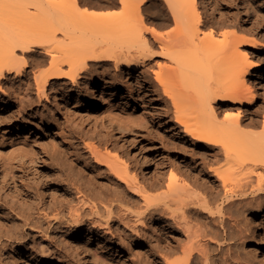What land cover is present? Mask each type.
<instances>
[{"label": "bare ground", "instance_id": "6f19581e", "mask_svg": "<svg viewBox=\"0 0 264 264\" xmlns=\"http://www.w3.org/2000/svg\"><path fill=\"white\" fill-rule=\"evenodd\" d=\"M203 1L208 11L200 10L198 0H0V91L7 75L24 77L31 68L37 96L47 98V89L56 83H78L82 74L90 69V63H112L115 68L123 67L129 73L145 67L148 62H153L150 49L157 46L159 51L155 57L163 58L164 63L156 62L154 78L171 102L175 126H180L195 145L209 150L204 155L206 159L209 156V160L215 162L221 158L227 165L226 169L209 168V180L219 183L218 190L206 186L201 196L192 198L173 174L165 184V191L153 203L146 195L147 185L129 169L126 160L120 158L115 162L103 158L100 160L107 162L108 172L117 181L108 177L109 185L114 187L97 191L66 177L60 180L62 186L70 187L69 191L77 200L74 206L68 207L67 217L64 219L57 213L65 203L56 202L55 198H51L55 201L51 204L39 200L34 208L32 202L31 205L26 202L9 208L24 225L36 227L43 219L46 229L52 222L77 228L72 243L75 253L89 264H100L80 236L85 222L84 212L87 210L98 218L104 211L106 220L100 223L104 226H108L113 217L120 220L123 215H129L131 212L123 207L128 196L124 194V197L123 189L118 190L124 185L131 192L129 197L132 196L133 200L139 198L145 210L150 208L148 214L167 216L169 223L177 227L178 233L171 234L166 227H158L164 235H170L166 237L164 253L161 246L154 249L155 255L164 260L163 264H211L209 245L218 237L211 221L216 217H219L222 228L228 229L227 236L232 238V228L237 226L232 206L248 199L259 200V195L264 194V179L258 174L259 168L264 171V98L257 106L258 95L252 84V74L260 77L264 72L251 73L260 66L253 55L260 51L259 41L251 33L234 38L226 29L219 30L230 22L229 15H225V23L215 22L212 14L221 13L216 0ZM117 6L122 9L119 14L105 20L101 18L102 9ZM163 8L169 15L163 14ZM240 13L247 17L244 11ZM147 18H153L156 28L148 30L143 27ZM147 34H150L149 38ZM43 62L50 65L48 71L32 70ZM102 95L103 89L99 88L96 93H91L90 102L97 104ZM19 102L24 104L23 99ZM96 121L107 130L112 126L107 128L102 117ZM125 125L118 119L116 128L112 129L133 151L131 158L136 159L140 170H150L147 159ZM22 130L28 131L25 127ZM87 147L97 159L95 149ZM239 169L242 171H237ZM0 173L3 183L9 178L6 168L0 167ZM20 182V194L28 195L30 188L27 190L28 186ZM156 187L160 188L161 184ZM45 208L54 210L55 214L50 216L42 212ZM193 209L200 220L196 225L189 216ZM263 213L264 208L260 206L250 222L257 236V219ZM7 214L10 216L11 213ZM141 215L134 217L142 221ZM262 234L264 243V228ZM2 243L0 241V246ZM177 253L182 255L181 258H167ZM20 255L18 260L22 264H33L23 260V251ZM261 260L264 262V249ZM60 264L69 263L61 260ZM222 264L241 263H232V257L226 256Z\"/></svg>", "mask_w": 264, "mask_h": 264}, {"label": "rangeland", "instance_id": "374dc122", "mask_svg": "<svg viewBox=\"0 0 264 264\" xmlns=\"http://www.w3.org/2000/svg\"><path fill=\"white\" fill-rule=\"evenodd\" d=\"M198 5L200 10L208 11L203 0H198ZM216 5L221 13L212 14L215 22L223 24L225 15L230 17V22L219 30L226 29L234 38L251 33L259 41L260 51L253 55L260 66L251 73L264 72V0H216ZM163 9V14L169 15ZM121 11L117 6L102 9L99 14L105 20ZM241 11L247 14L246 18L242 17ZM137 23L142 24L140 21ZM142 25L148 30L156 28L153 18H147ZM147 36L149 38L150 34ZM158 51L157 46L152 47L150 52L154 55L153 62L131 73L123 67L115 68L112 63H90V69L82 74L78 83H56L47 89V98L37 96L31 68H28V74L24 77L9 74L2 81L0 167L6 168L9 178L2 183L0 177V241L4 242L0 246V264H22L18 260L21 251L25 253L23 260L33 264H60L61 260L69 264H89L72 247L77 228L52 222L50 228L46 229L47 225L41 218L36 227H28L10 209L26 202L30 205L34 203V208L38 206L39 200L49 204L60 200L65 206L57 213L65 219L68 207L74 206L77 200L69 191L70 187L65 184L62 186L64 178L80 181L97 191H108L107 188L114 187L108 183V177L112 175L107 170V162L101 161L103 158L115 162L120 158L126 160L129 169L147 185L145 192L153 203L165 191V184L173 174L190 197L201 196L206 186H211L213 190L219 189L218 182L211 183L209 180V168L226 169L227 165L221 158L215 162L209 160V156L206 159L204 155L209 150L195 145L180 126H175L171 102L154 78L156 62L164 63L163 58L155 57ZM248 52L251 53V50ZM49 68L50 65L43 62L32 70L46 72ZM252 84L258 95L257 106H260L264 98V73L260 77L252 74ZM99 88L103 89V95L93 105L90 102L91 93H96ZM20 99H23L24 104H20ZM98 117H102L107 128L112 125L111 128L107 130L101 127L96 121ZM118 119L126 124L135 145L147 159L150 170H140L136 159L131 158L133 151L112 129L116 128ZM24 127L28 129L27 132L22 130ZM87 145L95 149L97 159ZM258 172L264 179L263 169L259 168ZM20 181L28 186L27 190L30 188L29 196L20 194ZM157 184H161V187H156ZM124 187L122 185L118 190L123 189V195L128 196L124 195L127 201L123 207L131 213L123 215L120 220L113 217L108 226H104L100 224L106 220L104 211L96 218L86 210L85 222L81 226L82 241L100 264H157V260L163 264L164 260L155 255L154 249L161 246L164 253L170 235H164L158 227H166L169 234L178 233L177 227L169 223L167 216L148 214L150 208L145 210L143 202L139 198L133 200L132 196L129 197L131 192ZM51 198H55V201ZM260 206L264 208V194L259 195V200L248 199L232 206V215L237 223L232 228V238L227 236L228 229L222 228L219 217H216L215 223L211 221L212 228L218 231V237L209 245L211 264H222L226 256L232 257V263L264 264L261 260L264 213L257 219L258 236L256 229L250 226ZM49 209H42V212L50 216L55 214L54 210ZM191 212L194 213H189L191 222L196 225V221L200 220L196 218L195 209ZM7 213H11L10 216ZM137 214H142V221L134 217ZM181 256L177 253L167 258L179 259Z\"/></svg>", "mask_w": 264, "mask_h": 264}]
</instances>
